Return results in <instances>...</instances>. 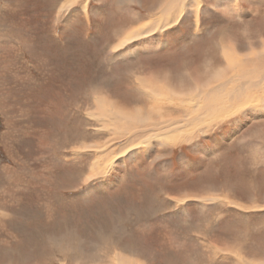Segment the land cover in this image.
<instances>
[{"label":"rangeland","instance_id":"374dc122","mask_svg":"<svg viewBox=\"0 0 264 264\" xmlns=\"http://www.w3.org/2000/svg\"><path fill=\"white\" fill-rule=\"evenodd\" d=\"M119 1L0 0V264H264V95L91 171L127 144L92 115L97 95L148 107L137 69L192 94L190 77L225 61L221 32L240 56L264 40L263 0H202L200 14L192 2L166 32L114 50L118 29L147 19Z\"/></svg>","mask_w":264,"mask_h":264},{"label":"bare ground","instance_id":"6f19581e","mask_svg":"<svg viewBox=\"0 0 264 264\" xmlns=\"http://www.w3.org/2000/svg\"><path fill=\"white\" fill-rule=\"evenodd\" d=\"M196 1L198 3L197 13L200 14L198 9L202 6V0L119 1V5L122 6L123 2L127 9H132V5H137L135 8H139V11L144 12L148 20L140 18V21L137 23L127 28L118 29L116 34L118 35V42L113 49L118 50L138 39L147 41L149 38L154 37L153 35H157L158 31L161 34L166 32L182 20L192 2ZM68 5V3H63L59 10L68 9ZM122 7L121 9H123ZM134 14L140 16L137 11H133L132 15ZM128 15H131V13L128 12ZM198 18L196 21L199 22ZM226 32H221L220 36L222 38L219 39L218 43L220 53L225 59L223 65L214 72L203 76L204 81L195 82L194 80L197 79L190 77V80L193 81L191 83L193 87L192 91L194 89L192 94L190 93L187 96L185 94L176 95V91L173 92L174 90L172 91L166 84V73L159 75L158 72H154L156 69H153L152 71L150 70L151 75L146 76L140 71L143 69H137L135 75L137 85L140 83L138 87L144 91L140 96L149 97L148 107L145 106L144 102L140 103L141 108H137L138 106H136L135 110L133 109L131 112L124 113L117 111L111 100L104 95H97L95 97L94 104L99 107V111L91 112L92 115L107 121L106 127L108 129L112 128L120 132V136L114 137V139H124L126 140L124 143L126 142L127 144L119 148L120 153L116 156H110V158L103 157L100 159L101 163L95 159L91 166L93 174L109 171L110 168L116 165L119 157L130 153L133 148L142 145L141 143L150 144L155 140L162 145L181 143L185 141L182 137H174L177 128L186 127L187 131L195 129V133H197L205 124L210 125L224 116H229L231 113L234 114L247 105L250 98L256 96L260 98L264 95V40L257 45L250 40H247L248 42L245 44L242 43L241 49L244 48L247 51L245 55L240 56L236 52L237 48L234 43L232 44L227 41ZM259 47H262V49H259ZM156 77L161 79L157 80ZM180 88L183 89V86ZM247 88L249 89V94L245 93ZM177 98L181 99L179 100L181 101L179 112L168 111L166 109L167 102H170V104L176 103L178 101ZM257 164L260 163L257 161ZM89 178L91 177L87 179ZM228 184L231 187L232 183ZM237 200L235 198L237 204L245 206L240 203V200ZM114 256L115 259H120L118 254H114ZM238 261H240L239 264H247V260L244 257H239ZM121 264L126 263L121 262Z\"/></svg>","mask_w":264,"mask_h":264},{"label":"crops","instance_id":"0c3cea01","mask_svg":"<svg viewBox=\"0 0 264 264\" xmlns=\"http://www.w3.org/2000/svg\"><path fill=\"white\" fill-rule=\"evenodd\" d=\"M226 1H227V0H226ZM263 3H264V0H263ZM257 5H258V3H257ZM257 11H258V10H257ZM112 14H115V13L113 12V10H111V15H112ZM111 17H112V16H111ZM226 136H227V135H225L223 138H225ZM223 138H222V139H223Z\"/></svg>","mask_w":264,"mask_h":264}]
</instances>
